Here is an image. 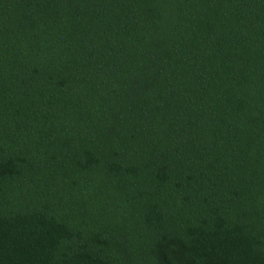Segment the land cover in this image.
Instances as JSON below:
<instances>
[{
    "label": "trees",
    "instance_id": "1",
    "mask_svg": "<svg viewBox=\"0 0 264 264\" xmlns=\"http://www.w3.org/2000/svg\"><path fill=\"white\" fill-rule=\"evenodd\" d=\"M0 264H264V0H0Z\"/></svg>",
    "mask_w": 264,
    "mask_h": 264
}]
</instances>
